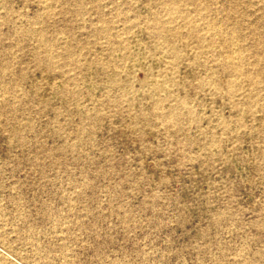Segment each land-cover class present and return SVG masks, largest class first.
Returning a JSON list of instances; mask_svg holds the SVG:
<instances>
[{"label":"rangeland","instance_id":"374dc122","mask_svg":"<svg viewBox=\"0 0 264 264\" xmlns=\"http://www.w3.org/2000/svg\"><path fill=\"white\" fill-rule=\"evenodd\" d=\"M0 264H264V0H0Z\"/></svg>","mask_w":264,"mask_h":264}]
</instances>
